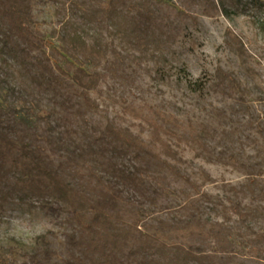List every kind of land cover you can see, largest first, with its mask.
Masks as SVG:
<instances>
[{"label":"trees","instance_id":"trees-1","mask_svg":"<svg viewBox=\"0 0 264 264\" xmlns=\"http://www.w3.org/2000/svg\"><path fill=\"white\" fill-rule=\"evenodd\" d=\"M240 1L250 11L264 10V0ZM35 3L0 0V218L12 197L6 179L32 171L33 149L24 135L32 130L54 159L43 170L50 204L70 213L86 234V247L72 264H170L168 251L181 238L189 248L207 237L214 244H234L226 235L230 227L204 219L195 199L184 202L182 212L153 215L174 191L172 182L195 188L180 164L179 146L204 147L210 127L189 129L175 117L157 114L145 119L152 133L146 141L113 119L97 121L98 103L90 94L103 77L97 68L108 62L112 68L120 59L117 35L144 51L173 40L188 19L197 22L196 9L204 15L217 11L216 0H73L76 18L49 37L36 20ZM109 29L115 35L106 40L102 32ZM223 41L244 58L240 37L226 32ZM214 76L221 96L245 102L247 90L234 72L217 66ZM232 191L239 224L253 228L254 211L244 210L238 197L264 199V185L249 176ZM146 218L151 222L141 223ZM256 241L264 246V234ZM0 264L15 263L0 259ZM25 264L40 261L32 255Z\"/></svg>","mask_w":264,"mask_h":264},{"label":"rangeland","instance_id":"rangeland-1","mask_svg":"<svg viewBox=\"0 0 264 264\" xmlns=\"http://www.w3.org/2000/svg\"><path fill=\"white\" fill-rule=\"evenodd\" d=\"M71 2L36 0L34 14L48 37L64 21L76 18L77 7ZM216 4L218 9L211 15L196 9L197 22L188 19L173 40L157 41L144 51L117 35L114 44L120 59L115 63L110 55L112 68H107L109 62L97 68L103 77L90 90L98 103L94 117L101 123L113 119L146 141L152 133L145 119L157 114L175 117L189 129L210 127L204 147L186 142L179 146L180 164L195 188L172 182L174 191L159 202L153 215L182 212L184 202L195 199L204 219L230 227L226 235L235 243L222 246L207 237L189 248L181 238L171 244L167 260L170 264L172 260L181 264H264V246L256 241L258 233L264 234V199L239 194L243 209L254 211L249 221L253 228L239 224L232 210L233 186H242L249 176L264 185V10L250 11L240 0H216ZM226 32L241 38L247 52L243 59L224 43ZM102 34L106 40L115 35L110 29ZM217 66L241 80L247 90L244 103L217 92ZM24 135L33 149L29 157L32 171L6 179L12 197L0 218V259L25 264L33 255L40 264H72L86 247V234L70 213L50 204L43 170L54 159L32 130ZM26 194L29 196L17 197ZM150 219L141 223L148 224ZM139 228L145 229L143 225Z\"/></svg>","mask_w":264,"mask_h":264}]
</instances>
